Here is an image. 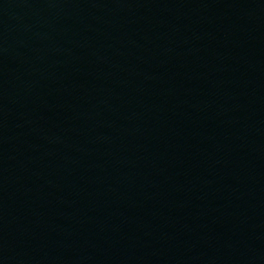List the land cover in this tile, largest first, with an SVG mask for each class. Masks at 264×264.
Returning a JSON list of instances; mask_svg holds the SVG:
<instances>
[{"label":"water","instance_id":"water-1","mask_svg":"<svg viewBox=\"0 0 264 264\" xmlns=\"http://www.w3.org/2000/svg\"><path fill=\"white\" fill-rule=\"evenodd\" d=\"M0 264H264V0H0Z\"/></svg>","mask_w":264,"mask_h":264}]
</instances>
